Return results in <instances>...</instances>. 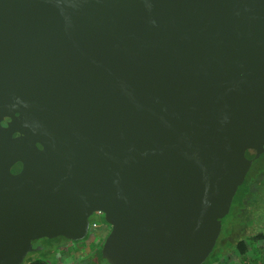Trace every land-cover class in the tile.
<instances>
[{
	"label": "water",
	"instance_id": "obj_1",
	"mask_svg": "<svg viewBox=\"0 0 264 264\" xmlns=\"http://www.w3.org/2000/svg\"><path fill=\"white\" fill-rule=\"evenodd\" d=\"M263 153L264 0H0V264H203Z\"/></svg>",
	"mask_w": 264,
	"mask_h": 264
},
{
	"label": "rangeland",
	"instance_id": "obj_2",
	"mask_svg": "<svg viewBox=\"0 0 264 264\" xmlns=\"http://www.w3.org/2000/svg\"><path fill=\"white\" fill-rule=\"evenodd\" d=\"M233 204V203H232ZM253 208L255 210V223L248 224L246 223L240 224L237 222L230 224V227L232 231L228 233L226 236H224V232L227 230L226 226H229L228 222L230 219L225 215L222 218V230L220 235H223L224 238L222 239V245L225 248V252H223L222 257L217 256L218 258H222L221 261H216L213 264H221L223 263L226 258L232 259H239L244 261L246 264H264V238L263 239H255L252 236L246 237V240H248L249 244V252L248 257H244L242 259L235 249V240L243 235L240 234V228L239 226H245L249 230H253L255 232L264 231V197L261 196L257 199L256 203L253 205ZM232 209V206H231ZM231 209L229 213L231 212ZM97 214V215H96ZM94 215H96L94 217ZM254 216V215H253ZM96 221L97 226L91 227L90 233L83 239L78 241L69 240L65 237L59 236L55 238H45L41 241L34 240L35 244H38L36 246H39L42 244L43 246H46L48 248H44L43 250L34 251L32 253L29 252L26 256L25 260H27L29 257H42L43 253H45L47 250L48 257L50 260L54 262V264H110L106 258L102 256V244L109 233L111 227L105 220L104 214L99 215L98 213H94L92 216V222ZM227 222V224H226ZM224 226V227H223ZM247 231V230H246ZM222 237V236H219ZM214 252V250H213ZM211 252V254L213 253ZM208 257L210 261L212 256ZM257 257V262H252V258ZM227 258V259H228ZM24 260V261H25ZM255 260V259H254ZM204 262V263H205ZM24 264V263H22ZM231 264V263H230Z\"/></svg>",
	"mask_w": 264,
	"mask_h": 264
},
{
	"label": "trees",
	"instance_id": "obj_3",
	"mask_svg": "<svg viewBox=\"0 0 264 264\" xmlns=\"http://www.w3.org/2000/svg\"><path fill=\"white\" fill-rule=\"evenodd\" d=\"M264 197V153L260 156L259 159L255 160V162L252 164L249 172L247 173L245 180L242 185L239 186L236 195L233 199L232 209L231 212L228 213L226 216L230 219L228 222L229 226H226V231L224 232V236H226L228 233L232 231L230 224H233L235 222L243 224H253L255 223V210L253 208V205L256 203L257 199L259 197ZM254 215V216H253ZM226 222V224H227ZM224 227V226H223ZM240 228V234H243L239 236L235 240V249L236 252L242 256L241 258L244 259V257H248L249 252V244L248 240H246V237L252 236L255 239H263L264 238V231H257L255 232L254 229L251 231L247 229L245 226H239ZM247 230V231H246ZM223 232V230H222ZM221 232V233H222ZM222 237H218L217 244L214 247V252L211 254L212 258L208 262V264H213L214 262L221 261V257L223 255V252H225V248L222 245V239L224 238L223 235H219ZM45 239V238H44ZM44 248H48L46 246H43L40 244V247H38L34 251L43 250ZM48 251V250H47ZM43 253L42 257H29L27 260L23 261L24 264H54L52 260L48 257V252ZM221 256L220 258H218ZM228 258V257H227ZM223 261L221 264H246L244 261L239 259H232L228 258ZM255 259V260H254ZM252 258V262H257V257ZM209 258H207V261ZM206 261V262H207ZM203 263V264H206Z\"/></svg>",
	"mask_w": 264,
	"mask_h": 264
},
{
	"label": "flooded vegetation",
	"instance_id": "obj_4",
	"mask_svg": "<svg viewBox=\"0 0 264 264\" xmlns=\"http://www.w3.org/2000/svg\"><path fill=\"white\" fill-rule=\"evenodd\" d=\"M103 213H100L99 215H102ZM97 215V214H96ZM96 215H94V217L96 216ZM42 239H44V238H42ZM42 239H39L38 241H41ZM33 245L35 246V247H40V245L39 246H36V245H38V244H35L34 242H33Z\"/></svg>",
	"mask_w": 264,
	"mask_h": 264
},
{
	"label": "built area",
	"instance_id": "obj_5",
	"mask_svg": "<svg viewBox=\"0 0 264 264\" xmlns=\"http://www.w3.org/2000/svg\"><path fill=\"white\" fill-rule=\"evenodd\" d=\"M101 212H98V214H100ZM97 226V222L96 221H94V222H92V227H96Z\"/></svg>",
	"mask_w": 264,
	"mask_h": 264
}]
</instances>
